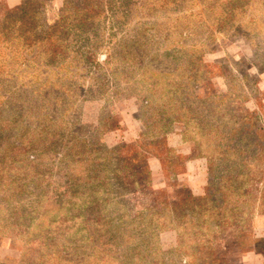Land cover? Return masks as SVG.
<instances>
[{
  "label": "rangeland",
  "instance_id": "rangeland-1",
  "mask_svg": "<svg viewBox=\"0 0 264 264\" xmlns=\"http://www.w3.org/2000/svg\"><path fill=\"white\" fill-rule=\"evenodd\" d=\"M22 1L9 6L0 0V23L2 12ZM62 1L28 3L23 20L36 7L38 22L51 23ZM93 1L98 15L83 27L67 20L54 57L37 45L26 53L29 48L19 52L0 41V157L25 159L9 168L15 186L0 192V264H191L197 254L174 250V229L150 237L161 253L133 232L127 218L145 198L111 197L116 182L107 151L122 143L137 147L141 131L148 136L156 125L186 114L181 107L208 122L226 113V126L241 108L254 110L264 147V0H231L236 6L224 22L217 17L226 16L228 0ZM157 108L165 119L159 120ZM179 126L170 121L164 129ZM167 145L152 147L162 159L153 157L150 168L155 191L177 213L167 173L180 169L189 149L178 134ZM80 150L83 155L74 156ZM99 157L107 181L81 176L74 183L72 174L99 172ZM137 244L146 251L137 255Z\"/></svg>",
  "mask_w": 264,
  "mask_h": 264
},
{
  "label": "trees",
  "instance_id": "trees-1",
  "mask_svg": "<svg viewBox=\"0 0 264 264\" xmlns=\"http://www.w3.org/2000/svg\"><path fill=\"white\" fill-rule=\"evenodd\" d=\"M31 2L39 5L43 0H23L21 6L13 9L14 11L5 9L2 12L0 41L6 45H14L13 48L19 52L29 48L26 53H30L32 47L37 45V49L41 48L43 54L54 57L62 50L65 38L61 33H67L64 32L68 27L67 20L72 22L71 26L83 27L98 15L93 0H76L73 4L63 0L57 17L51 20V23L38 22L37 13L40 9L36 7L32 15L23 20L25 6ZM231 2H224L229 4V8L226 16L217 17L218 22L232 17L230 11L236 5ZM38 26L43 28L38 31ZM210 109L215 110L216 107ZM180 110H185L186 114L178 113L162 126L156 125L152 130L154 133L147 136L145 131H141L137 147L122 143L108 149L107 152L113 155L114 160L108 172L116 182V187L111 190V197L117 196L115 192L121 195H143L144 202L140 203L139 209L135 210L127 221L133 225L131 229L139 234L148 249L161 253L158 242L152 241L150 237L163 230L174 229L178 235L174 250L179 253L188 252L189 256L197 254L194 261L189 260L191 264H242L241 257L246 251L253 250L264 254V247H258L264 239H253L254 219L258 217L264 220V147L258 139L260 116L254 110L241 108L242 113L234 115L233 123L226 126V113L213 115L215 120L208 122L192 109L181 107ZM154 111L160 114L159 120L167 116L162 109L157 108ZM170 121H176L180 126L165 131L164 128ZM143 125L148 127L145 122ZM174 134H178L182 145L189 149L180 169L168 170L167 173L176 187L177 213H172L171 201L155 191L153 171L150 168L153 157L162 159L161 154L153 152L152 147L158 146L161 141L168 146L170 137ZM13 147L19 148L20 145L15 144ZM77 147L86 148L81 144ZM84 152L85 150H80L74 156H81ZM98 160L99 163L96 164L100 167L99 172L72 174L74 183L79 181L81 176L84 179L89 177L100 182L107 181L109 176L106 171L101 172L105 160L101 157ZM190 160H202L205 165L206 181L200 195H195L187 182L180 180L186 170V162ZM24 163V157H9L7 160L0 157V192L15 186L16 177L8 176L9 168L14 164ZM17 171L21 180L23 173L20 167ZM34 177H38V173H35ZM20 180L17 179V183ZM134 205L131 207L134 208ZM42 243L45 244V241ZM134 247L139 250L137 255L141 254L142 247L138 244ZM147 248L143 247V252ZM227 254L230 255L229 258L225 257ZM41 257L44 261L47 258L46 255ZM121 262L122 260L118 264L125 263Z\"/></svg>",
  "mask_w": 264,
  "mask_h": 264
},
{
  "label": "crops",
  "instance_id": "crops-1",
  "mask_svg": "<svg viewBox=\"0 0 264 264\" xmlns=\"http://www.w3.org/2000/svg\"><path fill=\"white\" fill-rule=\"evenodd\" d=\"M9 6L17 4L20 0H4ZM180 180L187 184L196 192H200L205 184V169L202 160H190L186 162V170ZM253 233L255 237L264 238V220L256 217L253 224ZM242 264H264V254L249 250L243 253L241 257Z\"/></svg>",
  "mask_w": 264,
  "mask_h": 264
}]
</instances>
